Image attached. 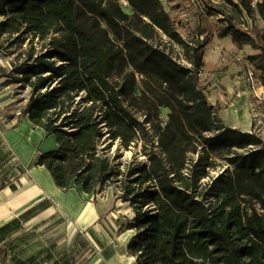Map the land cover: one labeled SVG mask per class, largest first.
I'll list each match as a JSON object with an SVG mask.
<instances>
[{
  "label": "trees",
  "instance_id": "1",
  "mask_svg": "<svg viewBox=\"0 0 264 264\" xmlns=\"http://www.w3.org/2000/svg\"><path fill=\"white\" fill-rule=\"evenodd\" d=\"M125 1L131 13L120 0H0L7 77L29 89L18 121L58 144L35 166L61 190L95 198L116 185L134 213L124 228L135 231V264H264V139L227 126L209 103L208 39L184 40L161 0ZM225 2L232 13L209 7L226 22L218 36L258 51L248 61L264 86V29L254 23H264V0ZM118 141L146 159L105 155ZM220 160L231 171L213 177ZM0 258L8 264L2 244Z\"/></svg>",
  "mask_w": 264,
  "mask_h": 264
},
{
  "label": "rangeland",
  "instance_id": "2",
  "mask_svg": "<svg viewBox=\"0 0 264 264\" xmlns=\"http://www.w3.org/2000/svg\"><path fill=\"white\" fill-rule=\"evenodd\" d=\"M161 1L177 22L179 33L184 40L208 39L204 49L205 72L201 74L200 81L214 111L227 126H234L242 131L251 129L264 139V86L260 81L261 72L248 61L252 49L250 46L239 49L229 35L220 38L218 34L226 26L224 16L212 12L209 8L219 7L232 13L233 6L226 4L225 0ZM120 5L125 12L131 13L130 7L123 5L122 0ZM237 21L240 20L237 18ZM254 23L259 29H264V23L259 17H255ZM180 51L174 46L175 53ZM13 59L14 56L0 53V126L6 125L8 128L13 122L16 123L29 99V89L12 82L7 77ZM168 113L169 110L163 108L161 117L167 120ZM102 148L105 155L112 159L120 156L118 161L122 163L146 159L141 153L140 145L126 150L118 141L107 143ZM4 151L5 148L1 147L0 154ZM220 162L221 165L212 171L211 176L215 177L227 169L231 171L225 161L220 160ZM119 195L120 191L114 185L94 201L91 200L95 209H99L101 204L106 207L98 219L91 223L81 224L64 216L58 220L55 218L42 220L37 225L31 221L25 223L24 227L28 230L32 227L44 228L48 231L39 232L40 236L24 234L12 242L9 248L11 264H48L55 258L61 263L69 251H72L70 254L72 260L75 257L77 261L81 260L79 264H87L94 257L93 245L98 243L96 238L98 234H107V236L110 234V240L116 244L124 243L127 239L125 233L122 236L119 234L124 230L126 220L132 218L134 213L128 209L127 203L118 199Z\"/></svg>",
  "mask_w": 264,
  "mask_h": 264
},
{
  "label": "crops",
  "instance_id": "3",
  "mask_svg": "<svg viewBox=\"0 0 264 264\" xmlns=\"http://www.w3.org/2000/svg\"><path fill=\"white\" fill-rule=\"evenodd\" d=\"M251 52L252 55L258 53ZM245 131L251 132V129ZM1 147L5 151L0 154V165L4 163L0 166V186L3 184L5 188L0 190V244L6 246L8 264L12 262L9 257L10 244L18 237L24 234L40 236L39 232L48 231L32 227L28 230L24 227L25 223L31 221L37 225L42 220H58L64 216L85 224L97 220L105 210L102 204L99 206L101 209L93 207L91 200H95L94 195L84 193L78 186L61 190L46 168L35 166L41 153L57 149L58 144L54 136H47L44 129L34 127L28 117L13 122L9 128L0 126ZM126 205L132 210L129 204ZM124 233L127 239L119 244L110 240V234H98V243L93 245L94 257L87 264H135V257L127 249L135 231L124 228L119 235ZM71 253L69 251L67 259L64 257L61 263L55 258L48 264H79L81 260L77 261L75 257L72 260ZM0 264H3L1 258Z\"/></svg>",
  "mask_w": 264,
  "mask_h": 264
},
{
  "label": "built area",
  "instance_id": "4",
  "mask_svg": "<svg viewBox=\"0 0 264 264\" xmlns=\"http://www.w3.org/2000/svg\"><path fill=\"white\" fill-rule=\"evenodd\" d=\"M259 1H260V0H251V5H252V7H253V8H256L257 3H258ZM251 25H253V24H251Z\"/></svg>",
  "mask_w": 264,
  "mask_h": 264
},
{
  "label": "bare ground",
  "instance_id": "5",
  "mask_svg": "<svg viewBox=\"0 0 264 264\" xmlns=\"http://www.w3.org/2000/svg\"><path fill=\"white\" fill-rule=\"evenodd\" d=\"M122 4L125 6H129L128 3L125 0H122Z\"/></svg>",
  "mask_w": 264,
  "mask_h": 264
}]
</instances>
